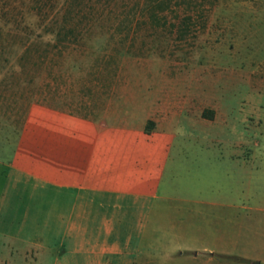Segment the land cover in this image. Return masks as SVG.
Wrapping results in <instances>:
<instances>
[{"label":"rangeland","instance_id":"obj_1","mask_svg":"<svg viewBox=\"0 0 264 264\" xmlns=\"http://www.w3.org/2000/svg\"><path fill=\"white\" fill-rule=\"evenodd\" d=\"M39 107L175 135L133 264H264V0H0V264H53L73 220L23 167Z\"/></svg>","mask_w":264,"mask_h":264},{"label":"crops","instance_id":"obj_2","mask_svg":"<svg viewBox=\"0 0 264 264\" xmlns=\"http://www.w3.org/2000/svg\"><path fill=\"white\" fill-rule=\"evenodd\" d=\"M37 112L34 146L23 167L72 201L54 207L61 219L73 220L58 244L65 248L63 255L53 264H133L130 256L137 242L129 230L138 223V212H148L159 197L177 147L175 135L158 130L148 134L142 125L100 128L45 107ZM80 196L83 205L76 203ZM77 211L87 214L78 223L84 247L74 240ZM103 228L109 229L104 235ZM121 228L127 238L121 237Z\"/></svg>","mask_w":264,"mask_h":264},{"label":"trees","instance_id":"obj_3","mask_svg":"<svg viewBox=\"0 0 264 264\" xmlns=\"http://www.w3.org/2000/svg\"><path fill=\"white\" fill-rule=\"evenodd\" d=\"M145 131H148V129H147V128H145Z\"/></svg>","mask_w":264,"mask_h":264}]
</instances>
